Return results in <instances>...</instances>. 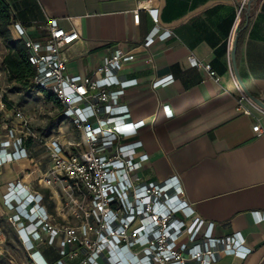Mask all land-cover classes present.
Here are the masks:
<instances>
[{
    "label": "crops",
    "instance_id": "crops-1",
    "mask_svg": "<svg viewBox=\"0 0 264 264\" xmlns=\"http://www.w3.org/2000/svg\"><path fill=\"white\" fill-rule=\"evenodd\" d=\"M4 1L11 18L8 30L19 23L33 41L46 37L48 18L78 32L79 39L63 48L67 72L77 79L115 47L133 49L135 59L119 74L137 84L125 89L120 103L127 105L133 122L145 123L138 139L148 160L138 174L158 184L177 180L183 202L193 211L188 225L197 219L213 223L218 238L241 234L250 252H218V264H264V110L250 100L239 101L230 57L235 29L244 22L235 15L241 0ZM142 3L149 9H140L135 23L133 10ZM156 24L159 32L167 28L172 35L156 39L145 53L138 45ZM4 44L0 64L10 51ZM235 55L247 89L264 99V0L256 2L247 26L238 32ZM189 58L209 64L214 75L191 66ZM168 79L169 84L160 85ZM256 123L259 136L252 130ZM17 163L0 169V199L4 185L30 168L29 162V168ZM8 166L17 172L2 178Z\"/></svg>",
    "mask_w": 264,
    "mask_h": 264
},
{
    "label": "built area",
    "instance_id": "built-area-1",
    "mask_svg": "<svg viewBox=\"0 0 264 264\" xmlns=\"http://www.w3.org/2000/svg\"><path fill=\"white\" fill-rule=\"evenodd\" d=\"M246 1L238 2L236 20L243 17ZM140 9L148 10L149 5L142 3L133 10L135 23ZM45 30L42 41H33L19 23L9 27L27 48L35 70L32 84L58 100L71 133L66 136L59 128V135L44 144L50 160L47 169L33 165L4 185L0 264H98L101 260L107 264H218V252L249 253L239 232L218 238L212 234L213 223L197 219L188 225L193 211L183 202L175 178L158 184L138 174L148 160L138 139L145 123L133 122L127 105L120 103L125 89L137 84L136 79L119 74L124 64L135 59L133 49L115 47L77 79L67 72L63 48L79 39L78 32L65 30L55 18L47 19ZM159 30L156 24L138 48L149 53L156 39L172 35L167 28ZM189 62L214 75L209 64L194 58ZM243 100L249 99L241 91L239 101ZM2 101L3 108L8 102ZM162 107L170 117L168 106ZM10 108L20 123L18 128L1 127L5 131L0 132V169L21 160L30 163L27 118L13 105ZM252 130L257 136L262 133L258 123ZM31 174L35 175L30 178ZM44 248L54 257L43 253Z\"/></svg>",
    "mask_w": 264,
    "mask_h": 264
},
{
    "label": "rangeland",
    "instance_id": "rangeland-1",
    "mask_svg": "<svg viewBox=\"0 0 264 264\" xmlns=\"http://www.w3.org/2000/svg\"><path fill=\"white\" fill-rule=\"evenodd\" d=\"M4 49V40L0 39V57L5 53ZM3 99L8 103L4 104L3 108L0 106V132L4 133L5 130L1 127L5 125L9 126V124H12L15 128L19 127L20 120L15 117L14 112L10 108V105H13L27 118V126L24 129L26 128L28 134L31 135V139L28 140V145L31 148L30 168L33 165H38L42 170L47 169L50 160L44 144L59 135V128L67 136L71 133L70 125L66 120H63L62 113H60L58 107L47 99L44 92L36 87L24 89L20 83L9 79L6 73L0 71V102H3ZM17 164L20 167L29 168L26 162ZM9 172L15 174L17 169L8 166L1 177L8 178L11 176ZM33 175L35 174H31L30 178ZM44 249H42L43 253H46L51 258L54 257L52 252H47V248Z\"/></svg>",
    "mask_w": 264,
    "mask_h": 264
},
{
    "label": "trees",
    "instance_id": "trees-1",
    "mask_svg": "<svg viewBox=\"0 0 264 264\" xmlns=\"http://www.w3.org/2000/svg\"><path fill=\"white\" fill-rule=\"evenodd\" d=\"M9 7L4 0H0V36L7 44L10 51L2 58L0 68L9 79L15 80L22 85L24 89H33L31 82L35 70L28 60V52L21 40H14L9 34L7 26L10 23ZM37 88V87H36ZM47 99L52 101L62 113V107L53 94L44 92Z\"/></svg>",
    "mask_w": 264,
    "mask_h": 264
},
{
    "label": "water",
    "instance_id": "water-1",
    "mask_svg": "<svg viewBox=\"0 0 264 264\" xmlns=\"http://www.w3.org/2000/svg\"><path fill=\"white\" fill-rule=\"evenodd\" d=\"M258 0H247L246 4L243 9V25L242 26H237L233 35V40L231 44V52H230V57H231V62H232V67H233V72L236 78V81L242 91V93L256 106L264 110V99L259 98L257 96H254L246 87L244 82L242 81L239 72L237 70V65H236V48H237V39H238V32L242 29H244L249 21V18L254 10V7L256 5V2Z\"/></svg>",
    "mask_w": 264,
    "mask_h": 264
},
{
    "label": "bare ground",
    "instance_id": "bare-ground-1",
    "mask_svg": "<svg viewBox=\"0 0 264 264\" xmlns=\"http://www.w3.org/2000/svg\"><path fill=\"white\" fill-rule=\"evenodd\" d=\"M22 162H26L28 164V162L26 160H21L18 163H22Z\"/></svg>",
    "mask_w": 264,
    "mask_h": 264
}]
</instances>
